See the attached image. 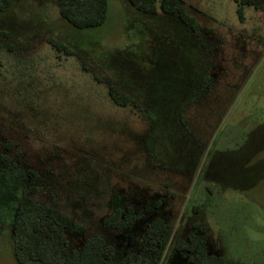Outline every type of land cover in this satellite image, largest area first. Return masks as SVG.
Wrapping results in <instances>:
<instances>
[{
	"label": "rangeland",
	"instance_id": "1",
	"mask_svg": "<svg viewBox=\"0 0 264 264\" xmlns=\"http://www.w3.org/2000/svg\"><path fill=\"white\" fill-rule=\"evenodd\" d=\"M181 3L197 31L127 0H108L105 22L84 29L56 0L0 11V264H21L12 222L31 186L86 227L63 234L69 252L100 239L91 252L110 264H195L174 244L197 236L208 255L264 264V0L242 20L235 0ZM127 208L131 226L102 225ZM155 219L165 240L148 231Z\"/></svg>",
	"mask_w": 264,
	"mask_h": 264
},
{
	"label": "trees",
	"instance_id": "2",
	"mask_svg": "<svg viewBox=\"0 0 264 264\" xmlns=\"http://www.w3.org/2000/svg\"><path fill=\"white\" fill-rule=\"evenodd\" d=\"M15 0H0V11L9 8ZM138 11L146 15H155L161 12L168 15H176L179 20L188 25L191 30L197 31L199 24L196 19L188 15L181 0H127ZM238 4L237 13L239 19H243L245 6H257L260 0H235ZM60 16L76 28L84 29L102 25L107 16L108 0H56ZM4 30H0V41L6 36ZM47 42L57 51L71 54V50L54 38H48ZM108 93L113 102L120 106H126L129 99L114 85H110ZM0 162L8 165V160L0 154ZM26 174L35 179L36 174L27 170ZM36 191L35 186L23 189L18 207L12 222L13 226V251L16 260L21 264H110L103 256L93 254L92 246L100 239L87 240L79 251L69 252L63 239L65 232L70 234H82L86 231L84 225L78 224L62 214L57 208L44 206L37 203L31 195ZM131 209L126 213L117 210L114 214L104 218L102 225L107 228H125L133 224ZM150 234H155L161 240L169 236V229L161 219L153 220L149 226ZM178 252L192 254L195 264H239L222 257L208 255L204 237L191 236L187 241L178 239L174 244ZM128 264H152L143 256H130ZM256 264V263H251Z\"/></svg>",
	"mask_w": 264,
	"mask_h": 264
}]
</instances>
